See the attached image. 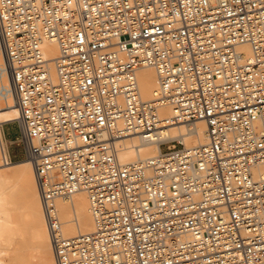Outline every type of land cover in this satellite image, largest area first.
<instances>
[{
	"label": "built area",
	"instance_id": "2783aa9c",
	"mask_svg": "<svg viewBox=\"0 0 264 264\" xmlns=\"http://www.w3.org/2000/svg\"><path fill=\"white\" fill-rule=\"evenodd\" d=\"M0 48L55 264H264V0H0ZM198 118L205 143L157 138ZM129 134L162 151L121 161ZM77 190L93 228L66 235Z\"/></svg>",
	"mask_w": 264,
	"mask_h": 264
},
{
	"label": "bare ground",
	"instance_id": "6f19581e",
	"mask_svg": "<svg viewBox=\"0 0 264 264\" xmlns=\"http://www.w3.org/2000/svg\"><path fill=\"white\" fill-rule=\"evenodd\" d=\"M43 51L47 58H51V73L55 76L52 58L58 51L56 43L45 41ZM136 77L141 97L152 98L157 88L155 68L152 65L140 66L136 69ZM159 110L164 114L170 113L165 105L160 106ZM17 116L18 107L0 48V264H55L32 166L27 158H11L7 139L13 142L17 137L6 138L2 130L5 122ZM165 136L179 138L186 145L205 143L208 140L206 124L201 118L173 123L157 138ZM118 143L117 154L121 161H135L162 151L158 140H145L135 134L121 138ZM10 169L14 174L9 172ZM257 171L264 175V166L257 167ZM13 178L16 179L13 188L23 191L19 208L11 192L13 188L10 181ZM55 202L64 234L72 235L93 228L88 197L83 190L60 195ZM32 257L36 261H32Z\"/></svg>",
	"mask_w": 264,
	"mask_h": 264
},
{
	"label": "rangeland",
	"instance_id": "374dc122",
	"mask_svg": "<svg viewBox=\"0 0 264 264\" xmlns=\"http://www.w3.org/2000/svg\"><path fill=\"white\" fill-rule=\"evenodd\" d=\"M2 130L5 132V135L4 136L6 138H14L15 139L17 137L18 130H17V125H16V123L14 121L5 122L3 124V126H2ZM9 140L10 139H7V141H8L7 142V145H8V149L10 150L11 158L13 160L20 159V158H25L24 153H23L22 146L18 142V140L15 139L13 142H9ZM3 169H6V167H3ZM9 172L11 174H14L13 173L14 171L11 170V169H10ZM15 183H16V179L13 178L10 181V184H11L12 188H13V185L15 186ZM13 190L11 189V192L13 193V196L15 197L16 203L18 204L17 206L19 208L20 207V203H21L20 201L22 200V196H23V191L21 189H17L16 187L13 188ZM31 260L32 261H36V258L35 257H32Z\"/></svg>",
	"mask_w": 264,
	"mask_h": 264
},
{
	"label": "crops",
	"instance_id": "0c3cea01",
	"mask_svg": "<svg viewBox=\"0 0 264 264\" xmlns=\"http://www.w3.org/2000/svg\"><path fill=\"white\" fill-rule=\"evenodd\" d=\"M3 126V125H2ZM12 139H14V138H12ZM9 152H10V150H9Z\"/></svg>",
	"mask_w": 264,
	"mask_h": 264
}]
</instances>
